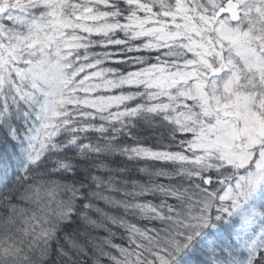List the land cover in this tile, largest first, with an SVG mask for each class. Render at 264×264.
<instances>
[{
	"label": "snow or ice",
	"instance_id": "6c2138e0",
	"mask_svg": "<svg viewBox=\"0 0 264 264\" xmlns=\"http://www.w3.org/2000/svg\"><path fill=\"white\" fill-rule=\"evenodd\" d=\"M0 264H264V0H0Z\"/></svg>",
	"mask_w": 264,
	"mask_h": 264
},
{
	"label": "clouds",
	"instance_id": "9594fccd",
	"mask_svg": "<svg viewBox=\"0 0 264 264\" xmlns=\"http://www.w3.org/2000/svg\"><path fill=\"white\" fill-rule=\"evenodd\" d=\"M65 64L55 56L44 59L30 68V77L44 90L50 100L64 92Z\"/></svg>",
	"mask_w": 264,
	"mask_h": 264
}]
</instances>
